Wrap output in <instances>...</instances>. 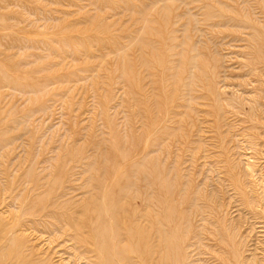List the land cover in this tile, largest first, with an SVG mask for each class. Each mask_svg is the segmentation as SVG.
Listing matches in <instances>:
<instances>
[{"label":"rangeland","instance_id":"obj_1","mask_svg":"<svg viewBox=\"0 0 264 264\" xmlns=\"http://www.w3.org/2000/svg\"><path fill=\"white\" fill-rule=\"evenodd\" d=\"M0 264H264V0H0Z\"/></svg>","mask_w":264,"mask_h":264}]
</instances>
